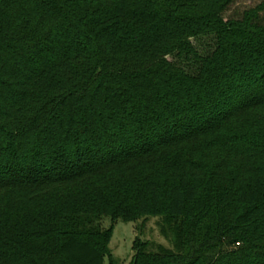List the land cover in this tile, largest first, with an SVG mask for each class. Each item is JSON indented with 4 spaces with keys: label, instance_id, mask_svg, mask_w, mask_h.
<instances>
[{
    "label": "trees",
    "instance_id": "trees-1",
    "mask_svg": "<svg viewBox=\"0 0 264 264\" xmlns=\"http://www.w3.org/2000/svg\"><path fill=\"white\" fill-rule=\"evenodd\" d=\"M26 1L0 0V264H103L104 221L147 218L172 247L131 264H264V0Z\"/></svg>",
    "mask_w": 264,
    "mask_h": 264
},
{
    "label": "rangeland",
    "instance_id": "rangeland-1",
    "mask_svg": "<svg viewBox=\"0 0 264 264\" xmlns=\"http://www.w3.org/2000/svg\"><path fill=\"white\" fill-rule=\"evenodd\" d=\"M262 0H244L239 1L229 8L225 13V20L239 18L241 14L258 5ZM27 6H33L30 13L37 18V6L31 1H26ZM24 9V10H25ZM192 44L199 50V52L207 50L211 46V38L203 37L200 40H192ZM169 60L177 62L174 58ZM161 222L159 218L140 219L133 223H124L117 221L111 224L109 220L104 221V228L111 229L110 240L108 243V250L111 257H105L103 264H131L133 257V243L138 238L142 242H148L149 249L154 250L156 246H161L165 249H171L169 241L165 240L159 233L158 224Z\"/></svg>",
    "mask_w": 264,
    "mask_h": 264
}]
</instances>
